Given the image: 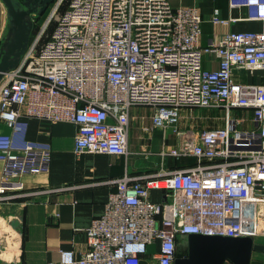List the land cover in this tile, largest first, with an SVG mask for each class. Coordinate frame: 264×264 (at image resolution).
Returning a JSON list of instances; mask_svg holds the SVG:
<instances>
[{
    "label": "built area",
    "instance_id": "obj_1",
    "mask_svg": "<svg viewBox=\"0 0 264 264\" xmlns=\"http://www.w3.org/2000/svg\"><path fill=\"white\" fill-rule=\"evenodd\" d=\"M259 30H225L201 44L202 15L169 0H69L50 37L26 49L0 79V180L46 173L50 149L26 140L22 117L76 124L74 153L128 156L130 108H151L142 131L170 128L177 139L159 152L152 173L112 180L101 215L86 229L79 256L60 249L48 264H140L157 242L153 264H174L190 233L250 236L263 245L264 82L236 83V70L264 69V0H229ZM214 12L213 24L229 25ZM217 60L204 66V56ZM222 110L221 126L195 127L192 109ZM188 109L187 113L184 110ZM249 110L240 115L236 110ZM200 119L206 118L199 116ZM216 118V117H215ZM186 119L190 125L181 126ZM251 122L250 127H243ZM141 152L150 155L145 145ZM195 162L165 166L167 158ZM161 191L159 201L149 198ZM0 188V200L4 198Z\"/></svg>",
    "mask_w": 264,
    "mask_h": 264
},
{
    "label": "crops",
    "instance_id": "obj_2",
    "mask_svg": "<svg viewBox=\"0 0 264 264\" xmlns=\"http://www.w3.org/2000/svg\"><path fill=\"white\" fill-rule=\"evenodd\" d=\"M173 7L193 6L202 15L201 44L217 40L225 30H259L261 22L246 17L244 7H231L229 0H169ZM217 12L221 18L234 20L229 25L213 24L210 17ZM8 17L6 7L0 0V39L4 37ZM204 66L216 68L217 60L206 54ZM236 83H263L264 69L236 70L233 74ZM150 112V113H149ZM151 109L142 106L130 108L128 133L129 155H109L96 153H74L76 124L68 121H55L35 117H22L26 122V140L45 143L50 149V167L46 173L24 174L19 177L0 180L3 199L0 200V264H48L60 258V249L71 250L79 256L86 248V229L93 218L101 215L110 192L116 189L112 180L125 174L139 175L152 173L162 166L158 152L173 136L169 128L161 137L154 135L152 140L142 126L150 125ZM187 113V112H185ZM240 115H251L249 110H236ZM209 114L208 112L206 115ZM195 127L218 122L216 118L200 119L194 114ZM220 125H223L221 119ZM246 122L243 127H250ZM212 127V126H211ZM11 128L0 119V134H9ZM159 136V135H158ZM156 138V139H155ZM151 144V148H150ZM147 145L150 155L141 152ZM167 158L165 166L172 161L195 162V158ZM3 163L0 161V175ZM149 198L159 201L161 191L151 189ZM182 239V238H181ZM157 242L148 244L141 254L140 264H153L158 251ZM253 258L263 259L262 252H253ZM224 264H229L225 262Z\"/></svg>",
    "mask_w": 264,
    "mask_h": 264
},
{
    "label": "water",
    "instance_id": "obj_3",
    "mask_svg": "<svg viewBox=\"0 0 264 264\" xmlns=\"http://www.w3.org/2000/svg\"><path fill=\"white\" fill-rule=\"evenodd\" d=\"M1 1L6 7L8 22L0 44V79L21 60L29 45L34 13L41 14L51 0L24 2V8L16 0ZM256 251L262 252L263 245L253 243L250 236L190 233L186 236V254L178 255L174 264H262L252 257Z\"/></svg>",
    "mask_w": 264,
    "mask_h": 264
},
{
    "label": "rangeland",
    "instance_id": "obj_4",
    "mask_svg": "<svg viewBox=\"0 0 264 264\" xmlns=\"http://www.w3.org/2000/svg\"><path fill=\"white\" fill-rule=\"evenodd\" d=\"M68 0H51L48 4V6L46 7V9L39 14L38 16H35L34 20H33V27H32V31L30 34V40H29V45H28V49H30V52L28 54H31L35 49H37L41 43H43L45 40H47L50 37L51 31L53 30V27L55 25V23L57 22V20L59 19L63 9H65V7L67 6ZM7 28V26H6ZM6 32V31H5ZM3 39H0V44L1 41ZM142 107L146 108L148 111L151 109L148 106H143ZM188 112V109L184 110V113ZM192 112L194 114L198 115H202L203 117H211V118H215L213 120H218V122H209L207 125H202V126H217L220 125V123L222 122L220 118H217V116L219 117V115L222 114V110H212V109H208V108H197L194 107L192 109ZM209 113L206 115V113ZM150 113V112H149ZM190 121H192L191 119H188ZM185 125H190V122L187 121L186 119L181 120V126H185ZM200 127V126H197ZM169 128H167L168 130ZM148 133L150 134V139L152 140V137H154V135H156L157 137H161L162 135V130H160L159 128H151ZM168 134H170V130H168ZM173 136L170 137V141H168L167 139V143L173 144L175 143L177 137L175 135V133H171ZM159 135V136H158ZM156 139V138H155ZM151 144H150V148H151ZM177 251L178 252H185L186 251V244H185V240L182 238L181 241L177 244ZM255 256V253H253ZM261 260V257H260Z\"/></svg>",
    "mask_w": 264,
    "mask_h": 264
},
{
    "label": "trees",
    "instance_id": "obj_5",
    "mask_svg": "<svg viewBox=\"0 0 264 264\" xmlns=\"http://www.w3.org/2000/svg\"><path fill=\"white\" fill-rule=\"evenodd\" d=\"M69 1V0H68ZM68 4V3H67ZM66 8V7H65ZM64 10V9H63ZM185 159H190V158H185ZM171 165L170 166H182L184 164V162H181V161H172L170 162ZM185 163H190V162H185ZM193 163V162H192ZM186 254V251L185 252H178L177 251V255H184Z\"/></svg>",
    "mask_w": 264,
    "mask_h": 264
},
{
    "label": "flooded vegetation",
    "instance_id": "obj_6",
    "mask_svg": "<svg viewBox=\"0 0 264 264\" xmlns=\"http://www.w3.org/2000/svg\"><path fill=\"white\" fill-rule=\"evenodd\" d=\"M16 1H18V3L20 4V6L22 7V8H24V2H29V3H33V0H16ZM41 1V0H40ZM49 4V3H48ZM48 4H47V6H48ZM37 8H38V6H37ZM35 14V16H38V13H34Z\"/></svg>",
    "mask_w": 264,
    "mask_h": 264
}]
</instances>
